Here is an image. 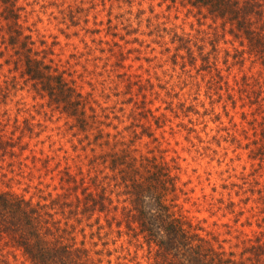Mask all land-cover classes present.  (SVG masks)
Instances as JSON below:
<instances>
[{"label": "rangeland", "instance_id": "374dc122", "mask_svg": "<svg viewBox=\"0 0 264 264\" xmlns=\"http://www.w3.org/2000/svg\"><path fill=\"white\" fill-rule=\"evenodd\" d=\"M16 5L38 54L88 94L90 121L109 122L101 131L131 140L135 154L149 150L177 167L181 212L234 255L264 230V207L250 201L264 186V161L257 165L244 149L254 146L264 123V62L253 48L246 51L218 21L177 1L16 0ZM261 17L264 22V12ZM10 54L0 18V189L33 200L66 193L73 183L60 178L62 167L78 177V160L100 151L91 140L94 127L81 133L71 118L48 105L20 77ZM84 171L68 196L94 174ZM88 223L71 234L94 261L147 262L144 247L116 236L100 215L97 223ZM8 250H2L8 264H27Z\"/></svg>", "mask_w": 264, "mask_h": 264}, {"label": "trees", "instance_id": "16d2710c", "mask_svg": "<svg viewBox=\"0 0 264 264\" xmlns=\"http://www.w3.org/2000/svg\"><path fill=\"white\" fill-rule=\"evenodd\" d=\"M168 1L204 11L218 21L221 29L240 38L246 51L253 48L264 62L262 0ZM0 18L4 44L11 50L14 66L17 64L20 68V77L48 105L71 118L81 133L86 134L93 125L91 140L100 150L91 159L84 156L78 160V177L70 173L67 165L62 167L60 178L64 176L63 180L73 185L83 179V169L86 175L94 173L87 183L81 182L78 192L72 196L68 193L76 189L73 185L65 188L66 193L48 192L35 200L0 189V264H8L3 249H9L8 253L16 250L27 264H99L90 258L83 242L76 244L71 234L82 221L88 226V220L97 223L99 215L110 231L114 229L116 236L124 234L128 242L133 239L139 247H144L149 253L145 264H264V230L251 237L235 255L232 250H225L213 232L205 231L198 220L181 212L177 202V167L173 163L149 150L135 154L131 140L126 143L122 134L120 138L101 131L100 125L109 122L95 118L90 121L88 94L81 93L73 80L65 78L49 58L38 54L21 27L16 0H0ZM4 88L7 89L3 86L1 91ZM141 132L151 136L146 127ZM133 136H137L134 131ZM251 143L253 147L244 146L247 157L256 159L261 166L264 123L259 137ZM256 193L257 197L250 201L264 207V186ZM248 201L246 197L242 203ZM82 229L83 226L79 228L80 233ZM99 253L100 250L94 252ZM128 261L131 260L115 264H128ZM134 264L139 263L134 261Z\"/></svg>", "mask_w": 264, "mask_h": 264}]
</instances>
